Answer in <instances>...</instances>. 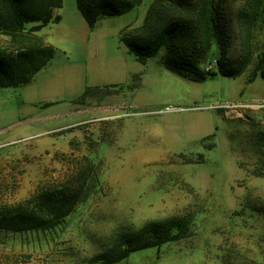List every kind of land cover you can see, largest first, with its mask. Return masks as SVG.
Wrapping results in <instances>:
<instances>
[{
  "label": "rangeland",
  "instance_id": "374dc122",
  "mask_svg": "<svg viewBox=\"0 0 264 264\" xmlns=\"http://www.w3.org/2000/svg\"><path fill=\"white\" fill-rule=\"evenodd\" d=\"M154 1L92 28L75 0H63L64 24L43 34H64L65 48L30 84L0 87V210L92 166L88 195L58 224L0 229V264H85L118 233L185 214L193 219L185 237L115 264H264V79L249 81L256 59L237 77L205 79L175 73L161 54L138 62L121 36ZM242 2L226 0L231 57ZM255 41L264 48L261 24ZM8 42L0 32V49Z\"/></svg>",
  "mask_w": 264,
  "mask_h": 264
},
{
  "label": "trees",
  "instance_id": "16d2710c",
  "mask_svg": "<svg viewBox=\"0 0 264 264\" xmlns=\"http://www.w3.org/2000/svg\"><path fill=\"white\" fill-rule=\"evenodd\" d=\"M142 1L76 0V3L93 28L101 17L123 15ZM242 1L237 13L239 53L234 57L229 54L234 37L226 0H156L149 6L143 23L125 30L121 40L138 62L145 64L147 59L161 54L163 65L194 79L217 73L237 77L254 59L249 81L257 74L264 79V48L257 49L255 41L257 25L264 28V0ZM62 4L63 0H0V32L9 37L8 48L0 49L1 88L28 84L54 58L56 48L40 37L35 38L34 33L60 20V16H54V10ZM30 23L34 25L27 28ZM215 56L216 67L206 69L204 64ZM90 92L88 88L81 98ZM210 136L213 135L207 137ZM180 156L185 157V162L195 161ZM202 159L200 154L198 160ZM85 169L92 170V166L78 170L61 184L43 186L18 205L3 207L0 229L19 232L58 224L88 195L90 175ZM192 220V214L173 215L122 231L107 250L95 254L85 264H115L132 252L180 240L188 234Z\"/></svg>",
  "mask_w": 264,
  "mask_h": 264
},
{
  "label": "crops",
  "instance_id": "0c3cea01",
  "mask_svg": "<svg viewBox=\"0 0 264 264\" xmlns=\"http://www.w3.org/2000/svg\"><path fill=\"white\" fill-rule=\"evenodd\" d=\"M75 2H76V0H75ZM76 6H77V3H76ZM62 8H63V6L62 7H59V8H56L55 10H54V16H56V15H58V16H60V20L57 22V23H54V22H51V23H49L48 25H46V26H44L41 30H39V31H37V32H35L34 34H35V38H36V36L37 37H40L41 38V40L44 42V43H47V44H51V45H53L55 48H56V52H55V55H56V53H57V51L58 50H61L62 48H65V47H61L62 45L60 44V43H58V42H60V41H62L63 42V37H64V34H61V35H59L58 36V39H55L56 41H54V40H52V38H48V37H46V35H49V34H52V29L51 30H49L48 32H46L45 34H43L44 33V31L46 30V29H50V28H52V27H60V26H62L63 24H64V22H65V17H64V15L61 13V10H62ZM77 9H78V7H77ZM78 11L81 13V11L78 9ZM75 15H76V17L78 18V17H80L79 16V14H78V12H75ZM81 15H82V17L85 19V17L83 16V14L81 13ZM86 21V23H88L87 22V20H85ZM28 25V27H31L32 25H34V23H30V24H27ZM88 26H89V24H87ZM93 28H95V26L93 27ZM31 36V35H30ZM129 51V50H128ZM130 53V52H129ZM55 57V56H54ZM54 59V58H53ZM52 59V60H53ZM51 60V61H52ZM50 61V62H51ZM49 62V63H50ZM46 67H48V65L46 66ZM45 67V68H46ZM44 68V69H45ZM43 70V69H42ZM41 70V71H42ZM41 71H39V72H41ZM38 74V73H37ZM35 76H36V74H35ZM34 76V77H35ZM34 77H33V79H34ZM33 79L28 83V84H30L32 81H33ZM28 84H26V85H28ZM23 86H25V85H23ZM50 103H52V102H50Z\"/></svg>",
  "mask_w": 264,
  "mask_h": 264
}]
</instances>
